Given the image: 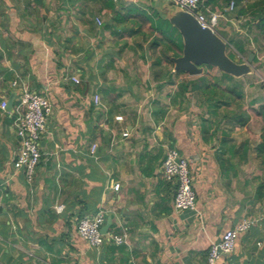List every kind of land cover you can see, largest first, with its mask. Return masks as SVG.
<instances>
[{
	"label": "crops",
	"instance_id": "1",
	"mask_svg": "<svg viewBox=\"0 0 264 264\" xmlns=\"http://www.w3.org/2000/svg\"><path fill=\"white\" fill-rule=\"evenodd\" d=\"M110 2L0 0V264H206L243 220L253 227L219 264H264V92L260 108L235 92L245 107L195 109L178 95L190 77L174 72L172 3ZM23 89L51 104L31 181L14 167ZM172 149L189 160L195 211L174 208L162 171ZM101 212L112 225L91 248L77 222Z\"/></svg>",
	"mask_w": 264,
	"mask_h": 264
},
{
	"label": "built area",
	"instance_id": "2",
	"mask_svg": "<svg viewBox=\"0 0 264 264\" xmlns=\"http://www.w3.org/2000/svg\"><path fill=\"white\" fill-rule=\"evenodd\" d=\"M168 1L194 16L203 28H209L219 35L220 31L218 27L220 21L226 19V16L236 11L234 0H231L222 10L213 11L204 9V0ZM97 23L98 25H102L100 19H97ZM72 81L80 84L78 78L73 77ZM14 85L18 86V83L14 82ZM94 101L96 104H100L98 96H95ZM1 107L3 110H6L7 103L3 102ZM20 107L22 114L16 124L17 136L20 140V150L14 162V167L17 170H23L28 180L31 181L36 168L41 162L40 140L46 129L47 117L51 112V104L46 97L23 89L21 91ZM116 119L123 121V117H116ZM124 136H128V133H125ZM95 151L96 146H93L92 153L94 154ZM162 171L166 181L176 184L175 210L195 211L196 194L193 189L189 160L182 157L177 150L172 149L167 153ZM105 222L103 212L96 216H86L79 220L77 232L91 248H100L105 242V235L102 234ZM253 225L254 222L252 220H243L232 229L224 232L220 241L210 247L206 264H219L224 256L231 254L235 250L240 235L249 231ZM113 238L117 244L125 242L123 237L114 236Z\"/></svg>",
	"mask_w": 264,
	"mask_h": 264
},
{
	"label": "rangeland",
	"instance_id": "3",
	"mask_svg": "<svg viewBox=\"0 0 264 264\" xmlns=\"http://www.w3.org/2000/svg\"><path fill=\"white\" fill-rule=\"evenodd\" d=\"M224 4L225 3L223 2V0L217 1L218 7L221 5L224 6ZM256 4H261V1L241 0L240 6L238 5L236 11L231 14L232 17H235L232 19L236 20V18H239L238 12L243 8H246V10L249 11L248 15H246L243 19L240 18V22L234 21V24L232 22L230 24L225 20L220 21L218 30L222 33L225 31L229 32V34H231V37L235 39L236 42L245 44L246 49H248L246 52L247 54L241 55L236 51L234 45L228 42L229 47L227 52L233 54L237 58L236 61L242 62L247 60L248 52H256V58L258 60L254 61L252 64L255 70L252 77L245 78L239 83L233 80L226 79L217 69L210 67L206 68L207 73L204 75V77L207 79L206 84H208V86L210 85L211 87H214L215 91H217V96H215L216 101L221 104L219 108H230V106L234 105H232L231 102L233 103L235 99H238L239 101V109L241 106L245 107L247 105V100L245 99V97H242V95L235 96L233 94L235 92H237V94H246L247 92H253V94L250 95L248 102H254V104H251L250 106L253 108L261 107V94L262 92H264V38L257 37L258 25L256 24L259 16L261 15V10ZM203 11L205 10L203 9ZM229 16H226V18H229ZM248 42L250 43L248 44ZM206 84L202 82L201 86L205 87L207 86ZM203 97L204 96H201V93H199V91L191 95V105L195 109H197V107L198 109H200V107L204 108L205 102L203 100Z\"/></svg>",
	"mask_w": 264,
	"mask_h": 264
},
{
	"label": "water",
	"instance_id": "4",
	"mask_svg": "<svg viewBox=\"0 0 264 264\" xmlns=\"http://www.w3.org/2000/svg\"><path fill=\"white\" fill-rule=\"evenodd\" d=\"M165 18L179 32L183 49L182 55L173 58L174 72H185L189 77L204 75L206 68H214L234 79H241L254 73L252 66L256 52H249L246 61L239 63L230 58L227 50L228 41L223 33H214L209 28H203L194 16L175 5H167ZM13 108V100L7 104V109ZM112 225V219L102 228L106 235ZM227 256V255H226Z\"/></svg>",
	"mask_w": 264,
	"mask_h": 264
},
{
	"label": "trees",
	"instance_id": "5",
	"mask_svg": "<svg viewBox=\"0 0 264 264\" xmlns=\"http://www.w3.org/2000/svg\"><path fill=\"white\" fill-rule=\"evenodd\" d=\"M111 2L113 0H110ZM217 1L218 0H208L206 2L207 6H210L213 8V10H222L226 5L229 4V2L231 0H223V2L225 3L224 6H217ZM236 3V9L238 7V5L240 6V2L241 0H234ZM261 4H256L257 6H259V9L261 10V15L259 16L258 20H257V37H263L264 38V0H260ZM110 2V7H113V4ZM239 17H245L246 15H248L249 11L246 10V8L239 10ZM166 24L170 23L168 21H164ZM171 26V25H170ZM174 31L176 32L177 30L174 28ZM230 43L232 45H234V48L236 49V51L241 54H247V50L246 49V45L242 44L240 42H236L235 39L231 38L230 39ZM250 42H248L249 44ZM181 48V47H180ZM249 53V52H248ZM230 58L233 59L234 61H236V57L231 54L228 53ZM258 60L257 58L255 59V61ZM239 63H242V61H237ZM173 63V62H172ZM184 73L182 71L177 72V74H181ZM222 76H224L226 79L229 80H235L233 77L223 74L221 73ZM207 79L202 75V76H198V77H190L188 80H185L183 83L179 84V96H185L186 93H189L191 95L195 94L196 92L199 91V93H201V96L203 97L204 102L207 104L208 108H210L211 110L213 108H219L221 104H219V102L216 101V96H217V91H215L214 87H211L210 85L208 86V84H206ZM204 82L207 86H201V83ZM216 95V96H215ZM82 219V218H81ZM79 219V220H81ZM78 220V222H79ZM77 222V224H78Z\"/></svg>",
	"mask_w": 264,
	"mask_h": 264
}]
</instances>
